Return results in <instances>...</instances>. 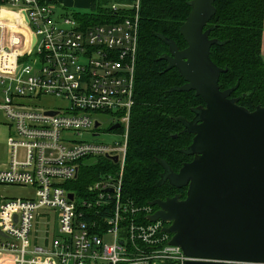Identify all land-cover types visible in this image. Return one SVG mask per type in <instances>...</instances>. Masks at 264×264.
Masks as SVG:
<instances>
[{
  "label": "built area",
  "instance_id": "1",
  "mask_svg": "<svg viewBox=\"0 0 264 264\" xmlns=\"http://www.w3.org/2000/svg\"><path fill=\"white\" fill-rule=\"evenodd\" d=\"M1 3L24 12L27 36L13 38L11 46L0 44V114L5 117L0 122L10 128L0 185L31 187L34 195L0 201V255L13 264L204 260L172 244L169 222L150 219L153 205H139L124 193L140 0H87L84 11L65 0ZM93 4L111 20L94 23L77 16L90 14ZM115 124L120 127L112 128ZM103 134L120 135L122 141H98ZM87 163L101 169L78 190ZM41 210L57 213L51 244L50 220L47 244H38Z\"/></svg>",
  "mask_w": 264,
  "mask_h": 264
},
{
  "label": "water",
  "instance_id": "2",
  "mask_svg": "<svg viewBox=\"0 0 264 264\" xmlns=\"http://www.w3.org/2000/svg\"><path fill=\"white\" fill-rule=\"evenodd\" d=\"M215 2L190 1L191 11L180 27L185 48L161 36L169 48L161 56L165 70L176 68L184 80L172 90H193L205 105L194 109L191 120L180 119L193 134L184 150L193 159L178 172L162 161L161 182L186 187L187 195L152 201L158 208L150 219L169 222L172 244L204 259L185 264H264V105L251 110L232 96L237 86L221 88L227 69L212 60L211 48L222 41L207 28L217 11Z\"/></svg>",
  "mask_w": 264,
  "mask_h": 264
},
{
  "label": "trees",
  "instance_id": "3",
  "mask_svg": "<svg viewBox=\"0 0 264 264\" xmlns=\"http://www.w3.org/2000/svg\"><path fill=\"white\" fill-rule=\"evenodd\" d=\"M190 1L140 0L135 104L123 175L124 193L139 205H152L173 194L167 180L161 182L163 160L180 167L192 157L184 150L193 134L184 130L180 119H192L194 109L205 103L193 90H172L184 80L176 68L166 71L167 61L161 58L169 53L161 36L175 40L180 49L187 46L180 27L191 11ZM215 6L217 11L207 28H212L211 37L222 41L211 48L212 60L227 69L219 83L222 89L237 86L232 96L254 110L264 105V0H216ZM99 9L93 4L90 14L77 16L94 23L111 20ZM176 133L178 138H173ZM100 169L101 164H83L76 188L82 190L95 180Z\"/></svg>",
  "mask_w": 264,
  "mask_h": 264
},
{
  "label": "rangeland",
  "instance_id": "4",
  "mask_svg": "<svg viewBox=\"0 0 264 264\" xmlns=\"http://www.w3.org/2000/svg\"><path fill=\"white\" fill-rule=\"evenodd\" d=\"M65 2L71 6H76L79 5L81 6V10H88L86 2L87 0H65ZM0 120H5V117L3 114H0ZM109 124L104 123L105 129L109 128ZM118 133L117 131H114ZM10 136V128L3 122H0V161L3 160L5 157V154L7 153V143L8 139ZM98 141H102L104 143H110L111 141H122V137L120 135H113V137L103 134L102 136L97 138ZM19 157L22 159L24 157V149L19 150ZM97 160H100L98 158H95ZM102 162V160H100ZM104 163V160H103ZM6 188L4 191L3 189ZM29 189L26 187L22 186H0V196L6 197V198H19V197H24V195L28 194ZM1 197V200L3 199ZM42 214V217L38 223V230H39V235L42 238L41 240H44V236L46 235V231L48 229V222L50 220V233H49V242L51 244L53 236L55 234V226H56V216L57 213L56 211H51V210H41L40 212Z\"/></svg>",
  "mask_w": 264,
  "mask_h": 264
},
{
  "label": "crops",
  "instance_id": "5",
  "mask_svg": "<svg viewBox=\"0 0 264 264\" xmlns=\"http://www.w3.org/2000/svg\"><path fill=\"white\" fill-rule=\"evenodd\" d=\"M24 12L20 11L18 8L6 6L1 3L0 0V24L2 25V28L0 29V44L7 46L12 44V39L15 38L17 40V37L21 40H25L27 36V30L26 25L23 23V15ZM0 45V46H1ZM18 48V47H16ZM262 55L264 58V32H263V40H262ZM7 158V153L5 154V157L3 160ZM2 186V185H0ZM29 189L28 194L24 195V197H30L34 195V190L31 187H26ZM4 191L6 188L3 189ZM1 194V193H0ZM0 196V201H1ZM6 197H3V199ZM40 236V235H39ZM42 238L39 237L38 244L40 245H46L47 242H43L41 240ZM0 264H13V261L11 257L8 255H0Z\"/></svg>",
  "mask_w": 264,
  "mask_h": 264
},
{
  "label": "flooded vegetation",
  "instance_id": "6",
  "mask_svg": "<svg viewBox=\"0 0 264 264\" xmlns=\"http://www.w3.org/2000/svg\"><path fill=\"white\" fill-rule=\"evenodd\" d=\"M189 120H191V119H189ZM182 124V123H181ZM182 127H183V124H182ZM181 132H182V130H181ZM174 135H178L177 133L176 134H173L172 136H173V138H178V136L177 137H174ZM193 155H192V157L188 160V161H184L183 163H182V165L180 166V167H177V166H175V165H173L172 166V168L175 170V171H179L180 170V168L186 163V162H189V161H191L192 159H193ZM164 170V169H163ZM163 170H162V172H163ZM166 183H169L170 184V182L167 180V182ZM171 185V184H170ZM172 186V185H171ZM173 188H174V192H173V194L171 195V196H168V197H173L174 195H176V194H180L181 195V199H184L185 197H186V195H187V188L186 187H184V188H177V187H174V186H172ZM167 198V197H166ZM166 198H162V199H166ZM155 208H156V210H157V206H154Z\"/></svg>",
  "mask_w": 264,
  "mask_h": 264
}]
</instances>
